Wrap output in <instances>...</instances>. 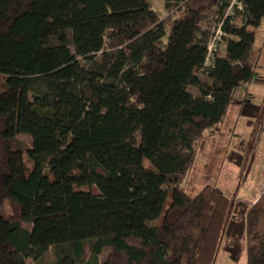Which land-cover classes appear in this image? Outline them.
Listing matches in <instances>:
<instances>
[{
  "label": "trees",
  "instance_id": "16d2710c",
  "mask_svg": "<svg viewBox=\"0 0 264 264\" xmlns=\"http://www.w3.org/2000/svg\"><path fill=\"white\" fill-rule=\"evenodd\" d=\"M165 1L0 0V264L213 263L231 201L181 183L254 77L264 0ZM209 18L224 46L203 67ZM244 254L264 264V188Z\"/></svg>",
  "mask_w": 264,
  "mask_h": 264
},
{
  "label": "rangeland",
  "instance_id": "374dc122",
  "mask_svg": "<svg viewBox=\"0 0 264 264\" xmlns=\"http://www.w3.org/2000/svg\"><path fill=\"white\" fill-rule=\"evenodd\" d=\"M148 1L159 18L171 14L170 9L164 6L165 0ZM233 5L240 8L236 0H230L225 15L231 13L230 7ZM216 25L217 20L214 18H209L205 23L204 27L208 34L206 42L212 41L215 37ZM216 41L213 40V44ZM223 46V43H217V54L222 53ZM253 48L257 60L254 81L257 82L258 90L262 92V95H256L254 101L259 105L260 112H251L248 117L239 114V107L234 103L237 98L234 96L223 121L215 129L204 132L194 145L191 166L181 183L182 190L188 196L195 195L203 186L208 185L231 201V208L225 221V228L229 231L221 238L212 264H245L247 209L264 188V21L255 30ZM197 77L200 81L207 82L202 73H198ZM188 90L196 94L194 88L190 87ZM243 111L247 113L250 109L243 108ZM15 139L25 159V152L30 147V138L20 134L16 135ZM93 193L96 194V191L93 190ZM154 224L155 222H150L148 226ZM235 248L237 258L233 261L229 250L234 251ZM105 254L106 252H103L99 256L98 262H102ZM87 256L88 249L85 245L84 260ZM53 261L54 250L50 249L42 256L40 263L49 264ZM26 264L33 263L27 260Z\"/></svg>",
  "mask_w": 264,
  "mask_h": 264
},
{
  "label": "crops",
  "instance_id": "0c3cea01",
  "mask_svg": "<svg viewBox=\"0 0 264 264\" xmlns=\"http://www.w3.org/2000/svg\"><path fill=\"white\" fill-rule=\"evenodd\" d=\"M254 80L255 79L253 77L252 80L248 84L240 87L239 89H237L233 93V97L235 96V98H237L236 102L234 101V103H236L235 105L239 107L238 113L245 116V117H248L251 114V112H254V111L260 112V111H258L259 105H256L255 104L256 102L254 100L256 99L255 98L256 95H259V94L262 95V92H261V90H258V86L256 85L257 82H255ZM232 100H234V99H232ZM243 108L247 109V110L250 109V111L245 113L243 111ZM252 115H253V113H252Z\"/></svg>",
  "mask_w": 264,
  "mask_h": 264
},
{
  "label": "built area",
  "instance_id": "2783aa9c",
  "mask_svg": "<svg viewBox=\"0 0 264 264\" xmlns=\"http://www.w3.org/2000/svg\"><path fill=\"white\" fill-rule=\"evenodd\" d=\"M219 26H220V23H217L215 37L213 38V40H217V41L214 44L212 42L213 40L212 41H208L206 43V56H205L203 67L210 66V64L212 62V55L216 51L217 43L219 42V37L221 36V32H220Z\"/></svg>",
  "mask_w": 264,
  "mask_h": 264
}]
</instances>
